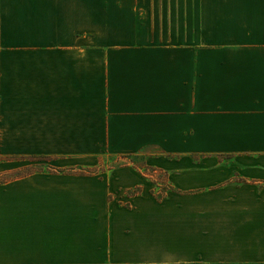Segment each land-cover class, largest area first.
Returning a JSON list of instances; mask_svg holds the SVG:
<instances>
[{
  "label": "crops",
  "instance_id": "1",
  "mask_svg": "<svg viewBox=\"0 0 264 264\" xmlns=\"http://www.w3.org/2000/svg\"><path fill=\"white\" fill-rule=\"evenodd\" d=\"M13 141L82 170L156 149L170 190L0 184V264H264V0H0Z\"/></svg>",
  "mask_w": 264,
  "mask_h": 264
},
{
  "label": "rangeland",
  "instance_id": "2",
  "mask_svg": "<svg viewBox=\"0 0 264 264\" xmlns=\"http://www.w3.org/2000/svg\"><path fill=\"white\" fill-rule=\"evenodd\" d=\"M46 154V155H44ZM164 158L158 155L156 149H149L145 155L126 157L105 156L96 161L93 166H97L94 172L108 185L110 198L122 199L126 203L132 193L137 190V185L131 186L139 176L142 177L144 185L147 182L152 184L151 191L156 196H162L170 190L169 184L165 183L166 173L163 172L157 163L156 158ZM170 159V158H169ZM173 160H177L174 158ZM196 160V158H195ZM230 162V159H225ZM0 165L5 172L0 174V184L7 182H40L37 175H68L79 176L82 168H89L81 159L63 155L40 153L37 151V143H23V141H13L6 143L5 152L0 154ZM159 168V169H158ZM65 173V174H64ZM139 186L143 185L138 184ZM23 191V186H13V193L19 194Z\"/></svg>",
  "mask_w": 264,
  "mask_h": 264
},
{
  "label": "trees",
  "instance_id": "3",
  "mask_svg": "<svg viewBox=\"0 0 264 264\" xmlns=\"http://www.w3.org/2000/svg\"><path fill=\"white\" fill-rule=\"evenodd\" d=\"M90 170H92V169H86V170H81V172H79L81 175H86V174H90L91 175V173H94V172H89ZM94 170V169H93ZM77 174V173H76ZM139 193H141V188L140 187H138L137 188V190H135L133 193H132V196H135V195H137V194H139ZM153 193V192H152ZM166 193V192H165ZM153 195L155 196V197H157V198H161V197H163V195L162 196H156L154 193H153ZM131 197V196H130Z\"/></svg>",
  "mask_w": 264,
  "mask_h": 264
}]
</instances>
